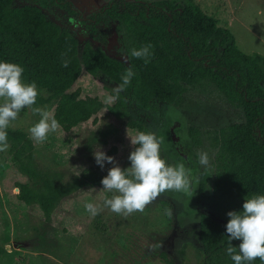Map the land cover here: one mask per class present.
<instances>
[{
  "label": "trees",
  "instance_id": "16d2710c",
  "mask_svg": "<svg viewBox=\"0 0 264 264\" xmlns=\"http://www.w3.org/2000/svg\"><path fill=\"white\" fill-rule=\"evenodd\" d=\"M31 1L16 6L13 0H0V62L20 65L24 69L22 81L36 83L38 95L32 107L53 103L52 114L59 128L68 132L94 114L90 105L78 98V90L68 92L80 74L104 77L116 87L122 83L125 70L131 67L135 76L114 102L111 113L126 118L123 107L126 96L138 110L159 117V121L151 119L146 125L135 121H128L127 125L137 131L155 133L171 165L183 163L192 174L191 192L170 190L159 197L178 205L177 225L196 243L199 264H234L226 253L229 238L225 225L203 212L198 200L208 190L229 212L242 210L245 196L264 195V55L240 52L231 33L204 14L193 0H185L183 4L167 0L150 4L111 0L83 19L69 0H50L67 15L70 23L108 27V32L99 34L104 48H93L85 42L79 50L68 28L46 18L42 12L44 0ZM109 33L116 35L112 51L118 59L105 50ZM148 44L152 55L147 64L131 55L132 49ZM64 60L69 61L67 67L62 66ZM191 92L212 94L234 108L240 118L203 133L182 127L188 152L184 159L172 137L176 118L169 115ZM25 109L27 114H33L31 108ZM6 131L7 164L28 181L16 184V198L24 205H36L45 219L62 198L75 190L102 185L105 176L89 171L68 184L39 172L33 163V144L28 133L15 127ZM199 136L209 141L213 151L211 168L204 172L196 169L194 149L200 146ZM160 203L165 210L169 209L165 199ZM239 243L231 241L234 247ZM3 253L0 248V256ZM250 264L262 262L257 258Z\"/></svg>",
  "mask_w": 264,
  "mask_h": 264
},
{
  "label": "rangeland",
  "instance_id": "374dc122",
  "mask_svg": "<svg viewBox=\"0 0 264 264\" xmlns=\"http://www.w3.org/2000/svg\"><path fill=\"white\" fill-rule=\"evenodd\" d=\"M13 1L16 6L32 3L31 0ZM69 1L83 18L106 6L111 0ZM123 1L150 4L164 0ZM167 1L183 4L185 0ZM44 2L42 12L46 18L60 27L68 28L77 40L78 50L85 42L93 48H104L99 42V34L108 32L105 24L92 27L90 24L70 23L67 15L50 0ZM193 2L204 14L214 18L219 27L231 33L240 52L264 55V0ZM111 45L110 40L107 48ZM105 50L110 57L118 59L115 53ZM114 88L104 77L93 78L82 72L68 92L78 90V98L90 105L94 110L93 116L68 132L60 128L50 132L43 143H36L29 133L30 127L41 118L38 114H27L23 108L17 119L10 122L9 127L28 133L33 144V163L39 172L47 173L62 184L80 179L86 171L106 176L112 165L105 162L102 169L96 164L93 152L97 147L107 156L113 157L122 169L130 167L128 156L134 146L129 137H134L138 131L129 127L127 122L146 125L151 119L159 121V117L152 112L138 110L131 98L126 96L123 105L126 118L115 116L110 111L114 103L105 102L107 96L115 94ZM262 88L264 90V85ZM52 105L41 109L52 113ZM169 116L176 118V130L172 137L174 142H178V150L184 159L188 152L184 147L182 127H192L203 133L240 118L234 108L212 94L197 92L185 95L178 109ZM199 141L200 146L194 149L196 169L204 172L211 168L213 151L205 137L199 136ZM202 151L209 156L208 167L199 163L198 154ZM160 155L171 165V159L161 148ZM17 183L28 181L14 166L7 164L5 154V163L0 169V248L4 249L0 264H199L196 243L177 225L175 214L179 207L167 198L158 197L142 213L124 216L103 207L104 197L112 195L103 190V185L84 186L62 198L50 217L45 219L36 205H24L17 200ZM206 191L198 200L199 206L208 216L226 225L227 207L210 191ZM161 199L168 202V210L161 205ZM85 203L101 206L103 210L92 216L85 210ZM157 243L161 247L152 249L151 245Z\"/></svg>",
  "mask_w": 264,
  "mask_h": 264
},
{
  "label": "clouds",
  "instance_id": "9594fccd",
  "mask_svg": "<svg viewBox=\"0 0 264 264\" xmlns=\"http://www.w3.org/2000/svg\"><path fill=\"white\" fill-rule=\"evenodd\" d=\"M131 55L144 59L145 64L151 57V45H144L139 49H132ZM68 60H64L63 67H67ZM23 67L15 63L0 62V152L9 148L7 128L11 121L17 119L20 111L31 108L33 114L41 118L29 129L30 138L36 143L46 141L50 132H55L59 122L49 111L39 107H32L38 95L35 82L22 81ZM135 73L131 67L121 76L122 83L117 85L114 95L106 97V103H114L128 85ZM129 137V136H128ZM133 150L128 156L130 167L122 169L111 156H107L99 147L93 152L95 162L102 169L104 163L112 165L107 175L101 179L103 190L112 195L105 196L103 207L124 216L134 212H143L145 207L156 200L161 193L174 190L177 192H191L190 170L183 163L168 165L160 156V141L155 133L138 131L134 137H129ZM199 163L209 166L207 152H200ZM95 191V189H90ZM193 196V195H192ZM191 196V197H192ZM85 210L96 216L103 210L101 206L85 203ZM170 214V213H166ZM228 221L225 225L229 246L226 253L234 264H250L257 258L264 264V195L253 194L244 197L242 210L227 212ZM232 240L240 241L238 247L231 244ZM161 244L151 245L152 249L160 248ZM238 248V252H237Z\"/></svg>",
  "mask_w": 264,
  "mask_h": 264
},
{
  "label": "flooded vegetation",
  "instance_id": "af4514ba",
  "mask_svg": "<svg viewBox=\"0 0 264 264\" xmlns=\"http://www.w3.org/2000/svg\"><path fill=\"white\" fill-rule=\"evenodd\" d=\"M69 2H70V1H69ZM109 3H110V2H109ZM109 3H108V4H109ZM70 4H71V3H70ZM71 7H72L73 9H75V8L72 6V4H71ZM104 7H105V6H104ZM102 8H103V7H102ZM99 9H100V8H99ZM99 9H98V10H99ZM60 10H61V9H60ZM75 10H76V9H75ZM98 10H96V11H98ZM76 11L78 12V10H76ZM96 11H95V12H96ZM95 12H93V13H95ZM93 13H91V14H93ZM78 14H79V12H78ZM91 14H90V15H91ZM85 17H87V16H85ZM85 17H83V18H85ZM79 18H80V19H83V18L80 16V14H79ZM113 36H115L114 39H113ZM110 40L112 41V45H111V47L108 49V48H107V44L109 43ZM115 44H116V35L112 33L111 36H110L109 38H107V42H106V47H105V49H107L108 51L110 50L111 52H113V51H112V48L115 46ZM106 52H107V51H106ZM113 53H114V52H113Z\"/></svg>",
  "mask_w": 264,
  "mask_h": 264
},
{
  "label": "crops",
  "instance_id": "0c3cea01",
  "mask_svg": "<svg viewBox=\"0 0 264 264\" xmlns=\"http://www.w3.org/2000/svg\"><path fill=\"white\" fill-rule=\"evenodd\" d=\"M4 163H5V151L0 152V169L4 165Z\"/></svg>",
  "mask_w": 264,
  "mask_h": 264
},
{
  "label": "water",
  "instance_id": "95a60500",
  "mask_svg": "<svg viewBox=\"0 0 264 264\" xmlns=\"http://www.w3.org/2000/svg\"><path fill=\"white\" fill-rule=\"evenodd\" d=\"M115 38V36H113V39ZM108 45H109V43H108Z\"/></svg>",
  "mask_w": 264,
  "mask_h": 264
}]
</instances>
